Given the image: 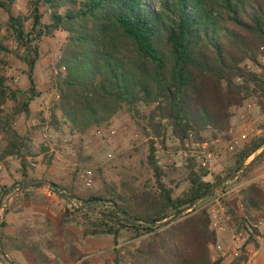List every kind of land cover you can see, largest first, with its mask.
I'll return each instance as SVG.
<instances>
[{
    "label": "trees",
    "instance_id": "16d2710c",
    "mask_svg": "<svg viewBox=\"0 0 264 264\" xmlns=\"http://www.w3.org/2000/svg\"><path fill=\"white\" fill-rule=\"evenodd\" d=\"M13 1L0 0V10L7 14L6 31L16 42L15 51L23 43L37 42L54 32L62 34L54 67L57 99L49 107L48 121L42 113L38 115L34 129L39 132L46 124L54 129L68 126L78 135L106 129L124 108L144 135L148 133L140 121L161 144L169 136L183 147L191 139L207 141L206 132L211 140L227 133L235 111L253 96L256 87H264L262 76L246 67L249 63L264 70L260 64L264 59V0H29L28 15L11 13ZM40 8L45 10V22ZM24 46L29 50L30 98L20 99L22 94L7 86V77L0 73V165L7 167L9 158L18 159L20 179L14 182L15 188L51 182L82 203L74 207L64 201L59 218L46 214L40 228L33 229L37 239L15 249L26 247L38 264L58 260L89 264L79 243L87 237L110 236L115 264H125L119 244L125 231L138 240L129 252L130 264H219L211 259L210 248L218 235L211 229L205 209L198 206L168 227L158 229L155 225L238 169L264 145V137L244 144L234 155L233 164L222 175H213L212 182L203 180L210 174L207 170L199 166L194 171L191 166L189 186L177 197L160 181L162 171L154 159L153 138L147 161L156 191L120 189L99 171L96 189L80 190L77 172L68 182H58L49 173L53 154L45 156L47 149L42 147L43 158L38 163L44 171L35 177V157L39 154L15 125L35 97L32 70L39 59L38 46ZM6 52L0 41V54ZM0 63L4 61L0 59ZM47 191L62 200L55 191ZM3 194L7 195L6 187L0 189V198ZM83 203L90 205L88 209L104 207V214L85 212ZM13 206L15 203L6 212ZM72 226L81 229L80 236L70 230ZM3 227L2 220L0 241L8 253ZM26 229L24 239L29 237L30 228Z\"/></svg>",
    "mask_w": 264,
    "mask_h": 264
},
{
    "label": "rangeland",
    "instance_id": "374dc122",
    "mask_svg": "<svg viewBox=\"0 0 264 264\" xmlns=\"http://www.w3.org/2000/svg\"><path fill=\"white\" fill-rule=\"evenodd\" d=\"M10 11L13 14L28 15L30 12L29 0H14L10 7ZM44 12V8H40V13L43 15V22L47 20ZM6 24L7 14L0 10V41L9 51L4 55L0 54V59L4 61V64L0 63V73L7 77V86L22 94L19 95L20 99L30 98L29 93H27L30 84L27 78L28 68L26 66L29 50H27L25 46L23 47V45L33 46L34 44H37L38 46L39 59L32 70L35 97L29 101L27 110L20 116L15 125L19 132L26 134L29 138L30 141L27 144L33 147V152L39 154L35 157L37 163L43 158L41 147L47 149V151H45V156L53 154L54 160L52 161L49 170L56 174V181L63 183L68 182L71 178V174L77 172V175L81 179L78 184L80 190L88 191L98 187L99 171L101 176L108 183H114L118 185L120 189L130 187L135 188L137 191H147V188H152V191H156L155 177L147 161L150 145L149 141L153 138L152 140L155 142L153 145L155 148L154 159L157 166H159L162 171L160 176L161 183L171 190L174 197H177L186 191L189 186L187 178L190 168L192 166L194 171H198L200 168L199 166H201L200 163H198L197 160L191 161L189 158L185 159L177 156V150L182 148L177 141L168 136L166 137L164 144H161L159 139L154 138L155 136L151 128H149L144 121H140L146 127V132L148 133V136L144 135L124 108L120 110L117 116L111 119V122L106 129H93L83 135L70 132L68 126L61 129H54L46 124L43 130H47L50 133L51 138L47 144H44L41 137L42 129L39 132L34 129V126L37 123L38 115L40 113H42L47 121L49 120V107L52 105V102L57 99V91L55 90L56 71L54 67L56 60H58V40L61 38L62 34L54 32L53 35L41 37L37 42L23 43L22 47H19L17 51H15L16 42L14 39L8 37ZM4 38L7 39L4 40ZM260 64L264 65V59L260 60ZM246 67L260 74L264 82V70L261 67L249 63L246 64ZM263 88L264 87H262V89H257L256 87V92L253 96L244 101L254 102L257 104L258 108L257 111L254 110L253 113L249 115V118L246 121L254 131H248L247 139L242 141L238 147L233 149L229 148L231 136L228 134V131L230 128H233L235 136L240 134V128L242 127L243 122L239 118V109L235 111L232 117L231 126L227 133H221V135L214 140L210 139V134L208 132L204 134L205 138H207V142L210 143L211 150L218 154L217 158L212 163L208 164L207 168L202 167L210 173L203 178L204 181L212 182L213 175H222L223 170L233 164L234 155L244 144L253 138L264 137ZM256 112H259L260 114L258 115ZM258 129H260L261 132L256 133ZM190 150L197 151V147H190ZM43 162L46 163L48 160L44 159ZM18 165V159L12 157L8 159V167L1 166L6 169L4 173L8 174L13 172V170H17L19 167ZM35 166L39 168H36V171L33 174V176L36 177L42 172L40 171L42 163H38ZM88 170L91 172L93 179V186L89 189L85 188L82 184V174L84 171ZM233 184L234 183H230L211 198L198 203L194 208L199 206V209H205L208 213V209L210 208L208 204L211 202L210 206H212L215 211H218L220 209L219 207L222 206L231 217V219L225 224V230L220 231L217 243L210 248L211 259L213 261L218 260L219 264H252L253 261L249 259L250 257L246 246L249 242L252 244H259L252 237L253 234L259 232L257 228L252 227V225L258 220H236L238 217H236L237 215L228 208L225 200L226 197L220 199L218 204L212 201L219 196L223 190H229ZM42 189L45 191L49 190L47 188ZM64 201L65 200H60L56 195L52 194L49 195V197H42V199L34 198L32 200V208L30 209L31 213L28 214L29 219H27L31 221L28 222L32 223L34 221L33 224L36 226L38 222L37 220H41V226L42 220L44 219L43 217L46 214H51L55 219L59 218L61 212L65 208ZM89 206L90 205L86 204V206L83 207V210L89 214H104V207L99 205L95 208L92 206L93 209H88ZM0 214H2V208H0ZM185 214L178 221H180ZM76 216H79V214H76ZM4 217L5 212L0 219V222L4 220ZM94 219V217H90V220ZM72 228L81 234L80 228ZM239 232H242L244 236L237 239L236 235ZM92 239L94 240L91 242L89 239V242L87 241L86 245H84L85 240H82L81 243H79L81 250L87 255L93 254L97 251H104V253L101 256L92 257L90 259V264H102L103 262L105 263L116 257L115 252L112 250L114 245L112 244L110 237L95 236L91 238V240ZM119 244L124 256L123 260L130 262L128 258L129 252H133L138 244V240L131 234L123 231L119 237ZM216 245H220L222 249L220 251L217 250ZM258 260L259 263L256 264H264V254L258 257ZM12 261L14 262V260ZM123 263L124 262L121 264ZM0 264H7L1 255ZM50 264L75 263L71 260L67 262L58 260L57 262H52Z\"/></svg>",
    "mask_w": 264,
    "mask_h": 264
},
{
    "label": "crops",
    "instance_id": "0c3cea01",
    "mask_svg": "<svg viewBox=\"0 0 264 264\" xmlns=\"http://www.w3.org/2000/svg\"><path fill=\"white\" fill-rule=\"evenodd\" d=\"M5 170L6 169L0 165V189L3 187L7 188V195L3 194L0 198L2 201L1 208L5 209V217L3 220L4 227L2 231L7 242V254L12 260H14L15 264H37L34 260L33 253L29 249L24 247L20 250H16L15 248L16 246H22L25 241L27 242L31 239H37V235L33 233L35 226L31 223L26 226V222L31 221L27 219H29L28 214L31 213L30 209L32 208L33 204L32 200L34 198L42 199V197H49L51 193L47 190H43L42 188L24 190L26 191L25 193H21L22 191L16 193L15 190L17 188H15L14 182L19 181V174L16 172V170H13V172L10 170L11 173L5 174ZM40 171H44V166L40 168ZM49 173L56 175L50 170ZM240 178L241 177L231 182V184H234L229 189L230 193L226 196V204L228 208L237 215L236 217L238 218L236 220H262L259 229L264 231V156L250 170L244 179L240 180ZM11 203H15V206H13L9 212H6ZM37 221L36 227H39L41 220ZM52 222L55 224L56 220H52ZM254 225L255 224H253L252 227H254ZM27 227L30 228L29 237L24 239V234L27 230ZM72 227H70V230L80 236L81 234ZM217 234L219 236L220 232ZM263 238L259 244H252L249 242L246 246L248 255L250 257L249 259L254 263H259L258 257L264 254ZM89 239L91 242L94 240H91V237L84 238V245L87 244ZM110 239L113 244L111 237Z\"/></svg>",
    "mask_w": 264,
    "mask_h": 264
},
{
    "label": "built area",
    "instance_id": "2783aa9c",
    "mask_svg": "<svg viewBox=\"0 0 264 264\" xmlns=\"http://www.w3.org/2000/svg\"><path fill=\"white\" fill-rule=\"evenodd\" d=\"M257 104L251 101L244 102V104L239 108V118L243 122L242 127L240 128L241 132L238 136H235V132L233 128H230L228 131V134L231 136L230 140V149H233L235 147H238L242 141H245L248 137V131H254L253 128H250L249 124L246 123V121L249 118V115L253 113L254 110L257 111ZM256 114H260L259 112H256ZM209 129V127H207ZM261 132L260 129L256 131V133ZM75 133V132H73ZM42 140L44 144H47L49 142L51 135L47 130H43L41 134ZM190 147H197V151H191ZM176 155L182 158H189V159H195L198 163H200L201 167L207 168L208 164L212 163L218 156V154L214 153L210 148V143L207 141H193L192 139L185 142L184 146L177 150ZM209 175V174H208ZM82 184L85 188H91L93 186V179L91 176V172L84 171L82 174ZM230 193L229 190H223L219 196H217L214 200H212L215 203H219V200L222 198H225ZM211 202L208 204L210 207L208 209V214L210 217V227L211 229L215 230L217 233L220 231L225 230V224L227 221L231 219L230 215L225 211V208L220 206L218 211H215L212 206H210ZM71 206L77 207L76 204H73ZM262 223V220H258L254 227L258 229V233H255L252 235L253 239L256 240V242H261L262 238L264 237V231L260 230L259 227ZM244 235L242 232H239L236 235V238L239 239L243 237ZM117 246L116 248H118ZM217 250H221L220 245H216ZM113 250V248H112ZM104 253V251H97L93 254H90L86 257L90 264V259L94 256H101ZM123 254V252H121ZM115 259L103 262L102 264H115ZM75 264H83L81 261L76 262ZM125 264H130V262H125ZM251 264V263H250ZM256 264V263H252Z\"/></svg>",
    "mask_w": 264,
    "mask_h": 264
},
{
    "label": "water",
    "instance_id": "95a60500",
    "mask_svg": "<svg viewBox=\"0 0 264 264\" xmlns=\"http://www.w3.org/2000/svg\"><path fill=\"white\" fill-rule=\"evenodd\" d=\"M264 154V145L261 146L256 152H254L237 170L230 173L228 176H225L219 183H217L213 188H211L209 191L205 192L204 194L197 197L195 200H193L188 206L180 209L179 211L172 214L170 217L156 223V228L161 229L164 227H167L176 221H178L185 213L191 211L198 203L205 200L206 198L210 197L211 195L216 194L223 188H225L227 185H229L232 181L236 180L240 176H242L260 157H262ZM35 188H47L49 190L55 191L60 198L68 202L70 205L76 204L77 206H81V201H76L72 198L71 195H67L61 187H59L57 184L51 183V182H35L31 184H23L19 186L15 192H21L24 190L29 189H35ZM2 201L0 200V208H1ZM86 206V204H82ZM83 206V207H84ZM5 209H2V214H0V219L2 218ZM96 211V210H94ZM0 255L4 259V261L7 264H15L6 254L2 243L0 241Z\"/></svg>",
    "mask_w": 264,
    "mask_h": 264
}]
</instances>
